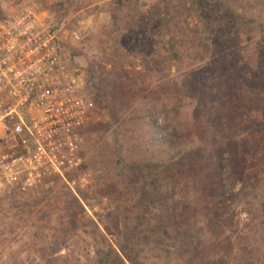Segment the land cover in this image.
<instances>
[{
	"label": "rangeland",
	"instance_id": "1",
	"mask_svg": "<svg viewBox=\"0 0 264 264\" xmlns=\"http://www.w3.org/2000/svg\"><path fill=\"white\" fill-rule=\"evenodd\" d=\"M168 2L177 21L161 30L156 22ZM212 2L231 8L217 6L219 19L233 22L236 13L245 17V26L237 30L226 22L225 28L206 31L202 6L195 0H0V20L26 6L42 12L65 61L84 74L94 105L83 136L82 164L70 176L77 197L58 178L31 192L18 185L0 189V264H93L108 256L115 264H121L119 257L130 264L123 250L134 264H264L259 212L264 211V187L253 183L264 179V142L257 134L239 130L248 146L244 170L250 180L247 187L244 179L231 191L229 170L223 169V195L215 184L213 191L210 184L206 188L207 175L213 176L207 166L199 172L193 165L181 172L173 168L194 146L153 148L130 132L135 131L130 115L157 99L153 106L160 108L166 101L184 105L192 121L183 110H162L155 123L159 138H201L204 128L193 120L201 114L192 108L186 76L199 83L208 79L201 86L214 85V93L223 91L231 78L242 80L236 87L241 91L256 74L264 77V0ZM135 79L140 89L127 95L114 85ZM219 131L217 144L224 150L226 140ZM167 165H172L170 171ZM150 171L158 179L153 195ZM71 195L80 210L75 219H62V201ZM212 205L220 206L214 223L209 221ZM162 226L168 237L159 235Z\"/></svg>",
	"mask_w": 264,
	"mask_h": 264
},
{
	"label": "built area",
	"instance_id": "2",
	"mask_svg": "<svg viewBox=\"0 0 264 264\" xmlns=\"http://www.w3.org/2000/svg\"><path fill=\"white\" fill-rule=\"evenodd\" d=\"M93 109L84 74L65 61L37 7L0 20V189L31 192L58 178L77 197L70 176Z\"/></svg>",
	"mask_w": 264,
	"mask_h": 264
},
{
	"label": "trees",
	"instance_id": "3",
	"mask_svg": "<svg viewBox=\"0 0 264 264\" xmlns=\"http://www.w3.org/2000/svg\"><path fill=\"white\" fill-rule=\"evenodd\" d=\"M171 1V0H170ZM121 4V2H120ZM195 4L197 6H202V10L200 14L203 22L204 29L206 31L212 32L215 28H225L227 24L225 19H219L217 16V6L218 8L221 6H227V9L231 11V8L226 5V3L217 4V2H212V0H195ZM186 6V5H185ZM165 9L163 12V17H161L156 25L161 30H167L169 27L177 21V15H174L172 11H170L169 2L165 4ZM231 14V13H230ZM234 14V13H233ZM3 16V15H2ZM235 21H229L228 27H233L238 30V26L244 25L245 17L239 14H236L232 17ZM114 20L117 22L119 20L118 14L114 15ZM178 58V53L175 54ZM212 78V77H211ZM137 79L133 81V83L122 84L118 81L114 82L116 88H120L123 95H127L131 90L140 89V85L137 83ZM186 81L190 82L189 91H193L192 95V108L196 110V113L201 115H196L193 119L194 123H200L204 128V136L198 138L196 135L188 134L184 136H178L177 134H168L163 138H159L156 134V120L160 118L161 111L167 110H178V114H181L183 110L185 112L182 113L186 118H189V110L184 109V105L177 104L172 105L169 101L161 102L162 107L153 106L157 102V99H149L148 103L145 105H140L137 107L136 111H134L133 115L129 117V122L132 126H135V131H130L131 133H137V140H141L145 145H151V147L155 148L157 145H168L171 149H173V145H183L186 149L188 146L192 147L186 154L181 158L180 161H175L172 163L173 168L177 169L178 172L183 171L184 168H188L190 165H193V169L197 172L201 171L204 166L213 173V176L207 175V183L206 188L208 189V184H210L211 191L214 190L213 185L215 184L217 187L215 190L222 191L223 195L226 189V183L224 180L221 181L222 170L228 169L229 175V189L231 191L236 190L237 186L243 184L245 180V186L249 184L250 176L245 173V154L248 152V146L246 143L241 142V137L238 135L239 130L246 128L252 134H257L259 137V141L264 142V77L262 75L256 74V76L252 77L248 87L244 88L241 91L236 89L237 84L242 82V80H235L231 78L228 81L227 87L221 92L214 93L212 88L214 85L208 84L206 87H202L203 82H209L208 79H205L202 82H198V79H194L193 76H186ZM100 90V89H99ZM244 90H248V95L244 94ZM250 98V100H248ZM245 100L248 101L246 107L244 106ZM161 101V100H158ZM242 108H245L242 111ZM192 122V121H191ZM191 126L193 124L191 123ZM221 130V139L226 140L225 149L221 150L220 144H217L216 132H220ZM215 130V134H212L211 131ZM85 132V130H84ZM83 132V134H84ZM142 133V134H141ZM143 135V136H142ZM142 136V137H141ZM182 140V142H181ZM176 150V149H175ZM172 165H167V171H170ZM150 177L152 178L151 186L152 191L151 195H153L157 189L156 185L158 182L157 177H154L153 172L150 171ZM259 173L256 172L253 176H259ZM215 179V180H214ZM255 187H264V179H256L253 182ZM63 202V216L70 217V219H75V210L79 209L78 201L75 196L71 195V197H66ZM216 208H220V206L212 205L211 216H209V221L214 223L219 220L220 213ZM262 215V225L264 226V211H259ZM167 227L162 226L161 229H158L159 235H165L168 237ZM171 237V235H170ZM169 237V238H170ZM130 264L131 263L127 253L123 250L121 251ZM112 255V254H111ZM117 255V253H115ZM118 256V255H117ZM257 261L258 259L255 258ZM218 262H207V263H186V264H228L223 263L221 260H217ZM119 262L121 264H127L124 260L119 257ZM244 262H247L245 259ZM93 264H115L112 257L108 256L106 258L100 257L99 259H95ZM251 264V263H247Z\"/></svg>",
	"mask_w": 264,
	"mask_h": 264
}]
</instances>
